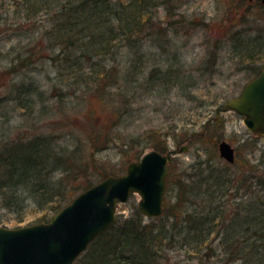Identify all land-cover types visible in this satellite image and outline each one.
I'll list each match as a JSON object with an SVG mask.
<instances>
[{"label":"rangeland","instance_id":"rangeland-1","mask_svg":"<svg viewBox=\"0 0 264 264\" xmlns=\"http://www.w3.org/2000/svg\"><path fill=\"white\" fill-rule=\"evenodd\" d=\"M78 1L0 0V143L44 132L54 134L69 149L78 146L88 170L72 181L75 196L104 175L123 174L129 161L139 160L155 145L166 146L167 152L193 133L185 142L189 149L176 153L169 167L170 184L167 181L163 203L164 209L170 210L178 194L190 193L194 176L188 175L194 169L202 164L226 162L220 158L217 147L226 140L235 146V168L246 169L258 162L260 167L250 173L257 193H246L242 188L235 198L229 195L220 198V202L232 207L225 224L231 218L246 219L247 200L257 201L254 209L262 206L264 184L259 183L257 176L264 173V139L248 130L242 115L222 108L264 66V6L258 0H149V4L143 5L140 21L142 26L149 18L148 28L134 33L138 44L113 41L112 61L119 62L122 69L135 63L138 71L133 81L132 102L126 114L119 116V122L113 121L114 114L113 118L108 117V112L112 113L111 104H106L102 113L90 109V95L75 90L72 79L68 82L56 76L58 71L48 59L52 41L46 31L51 28L54 8ZM83 64L87 61L83 60ZM13 65L21 70L7 72ZM170 67L172 75L178 71L186 77L177 84L176 80L183 75L163 77ZM31 81L46 92V98L37 105L39 109L44 105L41 117L33 115L28 106L15 98L12 84L29 85ZM217 107H221L218 113ZM98 128L108 138L97 134ZM90 135L95 136L94 142ZM183 177L187 187L178 181ZM139 200V194L130 193L127 201L119 202L117 220L129 219L139 212ZM44 214L31 203L13 213L0 207V226L14 228L49 220L51 215L39 219ZM143 219V223L155 226L159 220L146 216ZM240 224L246 225L243 220L230 225ZM220 242L218 238L212 241L216 246L214 257L200 259L198 254L180 248L176 241L168 245L164 240L154 264H264L257 255L227 261ZM87 252L88 249L73 264H88Z\"/></svg>","mask_w":264,"mask_h":264},{"label":"trees","instance_id":"trees-1","mask_svg":"<svg viewBox=\"0 0 264 264\" xmlns=\"http://www.w3.org/2000/svg\"><path fill=\"white\" fill-rule=\"evenodd\" d=\"M72 3L66 2L54 8L51 28L46 31L52 41V52L48 59L58 71L56 76L68 82L72 79L75 90L90 95V109L102 113L105 105L111 104L112 113L108 112V117L113 118L114 114L113 121L120 122L119 116L126 114V108L132 102L133 81L137 79L138 71L135 63L122 69L119 62L112 61L113 41H125L127 44L136 41L135 44H138L134 33L148 28L149 18L143 21L142 26L140 21L145 10L143 5L150 1L79 0ZM83 60L87 64H83ZM21 67H24L23 63ZM18 70L21 68L13 65L7 72ZM171 72L170 67L162 75L165 74V78L166 75H183L178 71L175 75ZM184 75L175 84L181 82L186 77ZM12 86L15 88V98L20 99L23 106H28L33 115L41 117L45 113L44 105L40 109L37 105L46 98V92L39 90L33 81L29 85L21 83ZM81 96L85 100V95ZM95 131L103 134L99 128ZM53 135L35 133L28 138H10L0 143L2 209L19 212L31 203L44 211L45 214L39 219H45L74 197L72 181L79 174L86 173L87 161L81 156L78 146L69 149ZM104 136L108 138V135ZM89 137L91 142L96 139L93 135ZM165 148L155 145L158 151L165 152ZM259 165V162L249 164L244 169L243 166L235 168V163L227 162L207 166L202 164L188 175L194 176L189 196L178 194L170 210L166 208L164 215L152 217V220L159 219L157 226L143 223V215L138 211L129 219L117 220L109 230L89 244L88 264H154L156 252L164 240L168 245L176 241L180 248L198 254L200 259L211 258L216 255V246L212 241L217 238L221 240V253L227 261L250 259L257 255L263 262L264 199L258 209L253 208L257 201L247 200V207H244L246 219H242L245 226L230 225L241 222L240 217L237 220L231 218L229 221L232 222L228 221L226 225L224 219L230 215L232 207L220 202V198L227 195L235 198L242 188L246 193H257L252 187L250 179L253 176L250 173ZM257 177L259 183L264 184V173ZM169 178L167 181L170 184ZM185 178L178 181L187 187ZM125 253L129 255L124 256ZM78 258L81 260V257Z\"/></svg>","mask_w":264,"mask_h":264},{"label":"water","instance_id":"water-1","mask_svg":"<svg viewBox=\"0 0 264 264\" xmlns=\"http://www.w3.org/2000/svg\"><path fill=\"white\" fill-rule=\"evenodd\" d=\"M264 4V0H261ZM224 107L244 115L243 123L254 135L264 138V67ZM219 111V108H216ZM180 143L166 153L151 149L139 160L129 161L125 174L108 175L76 194L46 222L22 227L0 226V264H72L89 242L115 222L119 201L130 192L141 196L139 212L145 216L162 213L172 155L187 150ZM220 157L235 161L234 147L226 140L218 144Z\"/></svg>","mask_w":264,"mask_h":264},{"label":"bare ground","instance_id":"bare-ground-1","mask_svg":"<svg viewBox=\"0 0 264 264\" xmlns=\"http://www.w3.org/2000/svg\"><path fill=\"white\" fill-rule=\"evenodd\" d=\"M259 220H261V221H262L263 219H262V218H259Z\"/></svg>","mask_w":264,"mask_h":264}]
</instances>
